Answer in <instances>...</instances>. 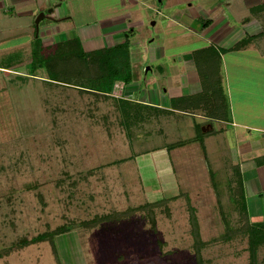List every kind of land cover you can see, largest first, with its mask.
Wrapping results in <instances>:
<instances>
[{"label":"rangeland","instance_id":"374dc122","mask_svg":"<svg viewBox=\"0 0 264 264\" xmlns=\"http://www.w3.org/2000/svg\"><path fill=\"white\" fill-rule=\"evenodd\" d=\"M61 1L60 11L84 22L126 15L121 24L134 28L129 56L138 89L122 98L94 89L110 77L105 72L91 79L95 61L78 43L67 49L62 43L44 46L35 38L30 47L1 52L0 254L8 247L12 253L9 258L3 254L0 264H197L192 215L206 264H248L247 233L234 230L245 221L239 142L243 136L258 138L259 132L238 122L214 121L216 136L186 138V125L198 121V113L178 111L176 118L169 117L156 105L184 102L190 89L182 60L193 50L196 60L211 63H201L202 82H216L224 93L231 79L239 80L246 89L241 94L252 93L240 107L238 91L231 94L239 109L234 120L263 122L264 56L252 49L226 51L225 44L242 33V21L259 19L261 35L248 37L247 43L264 52V0L250 8L245 0H231L230 11L224 12L233 28L220 43L196 36L181 23L178 10L198 0ZM39 14L20 18L14 32L36 33L52 24L46 17L37 22ZM2 21L0 37L9 35L12 22ZM55 60L53 80L48 69ZM179 94L185 95L175 97ZM202 129L195 132L200 135ZM162 198L170 199L85 224ZM23 241L26 245L19 247ZM257 262L264 264V243Z\"/></svg>","mask_w":264,"mask_h":264},{"label":"crops","instance_id":"0c3cea01","mask_svg":"<svg viewBox=\"0 0 264 264\" xmlns=\"http://www.w3.org/2000/svg\"><path fill=\"white\" fill-rule=\"evenodd\" d=\"M260 2L261 0H245L246 7L249 8L254 4H259ZM61 6L63 7L64 4L62 1L58 2V0H0V20L2 21L3 18H9L13 22H8L10 23V29H8L6 33L9 35L0 37V54L1 52L6 53V50L12 51L17 48H24L28 44L33 43L35 38L42 39L44 46H58V43H62L66 45L67 49H69V47L75 46V43H78L84 52H92L123 42L126 32L130 28H133V26L126 27L125 23L121 24V21L126 18V15L124 16V19H122L123 16L121 15L111 18L102 17L95 20L94 22H84L82 20H75L74 15L69 14L68 11H60L62 10ZM49 8L50 10L48 11ZM230 9L231 0L225 4L222 3V0H198V2H188L184 8L178 10V13L181 14V23L184 22L186 29L194 32L196 36H204L211 42L220 43V41H222L227 33H229L233 28L230 22L231 19L224 12L227 10L230 11ZM55 10H57L56 13ZM42 11L46 14L43 17L51 20L52 24H46L36 33L21 32L16 34L19 31L14 32L17 29L16 26L18 25L16 21H19L20 18H35ZM243 18L244 16L241 19ZM207 20V24H204ZM259 22V19H254L249 23H245V20L242 21V25L244 24L245 28H243L241 34L239 33L238 35L234 36V38L231 40V45L225 44L226 51L235 45L236 42L244 38L245 34L247 36V31L251 35L259 37L261 35V32L258 28ZM3 23L4 21H2V24ZM28 46L30 47V45ZM205 46L197 49H203ZM248 49L255 51L256 56H264V52L259 50L256 45H254V42H251L250 44L247 43L244 47L239 49L231 50L246 51ZM71 56H73V53ZM182 61L184 63L185 70L187 71L186 79L190 92L186 95L179 94L175 96L177 98L181 97L182 95H196L203 90L201 79L197 70V65L194 59L193 50L187 51ZM69 63L73 65L74 61ZM248 70L249 68L246 67L244 69V73H249ZM132 73V82L126 84L121 80H117L114 82L111 92L104 94L113 95L114 97L116 96L120 98L132 96L133 92L138 89V83H134V80H137V78L134 76L133 70ZM231 82L233 83L230 87L227 85L223 89L227 102H229V106H227L228 109L226 118L225 116L222 118L213 117L209 112H207V110H202V112L199 111L200 113L198 111H189L187 110L189 108L185 106L183 101L178 104L177 102L165 103L163 107L158 105H156V107L163 108L165 115H168L169 117H175L173 113L178 111H182L183 113H198L197 115L200 119L194 122L195 125L192 122L190 123L191 125L189 123L186 125V129L188 130L186 132V138L196 136L202 137L204 141L205 139L216 136L219 131L217 130V132L214 133V121H218L220 124L222 122H226L228 124H231V122H238L242 128H248L250 132H259L260 136L258 138L254 136H243L241 138L242 140L239 142L241 155L239 166L242 173V182L249 216L250 218H253L255 215H257L261 217L260 219H262L264 217V161L262 159L264 158V121L261 123H252L251 121L242 122L234 120L233 113L237 108L234 107V104L236 103L238 107H240V103L247 100L246 95L251 96L252 93H246L242 95L241 92L243 93L246 89L241 88V83H239V80L231 79ZM257 88L260 87L257 86ZM236 90L238 91V94L234 95L238 99H236L235 103H231V94H233V92ZM146 104L148 103L146 102ZM244 113L247 114L248 112L244 111ZM200 127H203V131L202 134L199 135L195 132V129ZM189 128H192V130ZM11 253V247H8V251H4L3 254L4 256L6 255L5 257L9 258ZM3 254H0V259H2Z\"/></svg>","mask_w":264,"mask_h":264},{"label":"trees","instance_id":"16d2710c","mask_svg":"<svg viewBox=\"0 0 264 264\" xmlns=\"http://www.w3.org/2000/svg\"><path fill=\"white\" fill-rule=\"evenodd\" d=\"M207 22H208V20L205 21L204 24H207ZM133 30H134L133 28H130L126 32L125 39L123 42H120V43L115 44L113 46L105 47L103 49L88 52V53H90L89 57H91V60L95 61L94 62L95 67L92 68L93 71L90 72L91 73V76H90L91 79H95L97 74H99V73L101 74V73H105V72L106 73L104 76L109 75V77H110L109 79H106L103 83H100V84H103V86H102L103 89L102 88L99 89V87L98 88L95 87L94 89L101 90V91H103V93H110L115 81L121 80L126 84L132 82L133 73L131 70L132 68H131L130 56H129V45L131 43L130 35L132 34ZM248 37L249 38H255L256 36L255 35L245 36L244 38H242L241 40L236 42L235 45H233L231 47V49H239L241 47H244L247 44V41L249 40ZM73 54H74V52H73ZM194 59H195L196 65H197V70H198L199 76H201V73H203L205 70V67L202 66L201 63H203L204 65H205V63H207L208 65H210L211 63L208 62L209 59L205 60L204 62H201L200 60H196L195 56H194ZM73 61L75 62L76 60L73 59ZM54 62H57V60L52 61L50 63L48 73H49L50 77L53 76V78H51V79L56 80L54 75L57 74L58 71H56V69L53 66ZM101 62H103L102 65H101ZM106 62H107V65H106ZM103 70H104V72H103ZM200 79H201V77H200ZM201 84H202L203 90L196 95L185 96L186 99H183L184 104L185 105H197V107L202 106L203 109H205V111L207 110V112H209L213 117L222 118L225 116V118H226L228 108L225 105V103H223L225 101V100H223V99H225L223 97L224 93L223 92L220 93L222 91V87H220V85H219V87H217L216 86L217 83L216 82L212 83L211 81H209V83H206V82H202V80H201ZM217 89L219 90V93H217V91H216ZM215 92L217 93V95L213 96L212 94ZM208 93L211 94L213 96V98H210ZM185 97H182V98H185ZM146 106H152V105L146 104ZM157 109L159 111L160 110L164 111V109L160 108V107H157ZM262 159L264 161V158H262ZM240 190H241L240 195L244 199V196H245L244 189H240ZM169 199L170 198L157 199L155 201H151L150 203L137 206L136 208H130L124 212H121V211L117 212L116 211V212L109 213V214L107 213L105 216L104 215L96 216L95 218L91 219L90 221L86 222L85 224L86 225H94V224L99 223L100 221H103V220L121 218L123 215H128V214L134 212V209L140 210V209H144V208H147L150 206H158V205H162V204L165 205ZM240 213L242 214L243 218L245 219L244 225L242 226V229H237V230L234 229V230L235 231L239 230V231H243V232L247 233L250 256H251V260L248 264H258V262H257L258 248L261 244L264 243V217L259 221H251V219H249L250 216L248 213L246 200L245 201L243 200V202H242V207H241ZM192 216H193L192 217V223H194V234H195V238H196L195 240H196V243L198 244L196 246V248H197V264H206L202 258L201 251L199 249V243L203 242V241H201V238H200L198 223H197L195 215H192ZM42 238H43V236H42ZM42 238H40V239H42ZM36 239L28 241V243L29 242L32 243L34 241L39 240V239H37V240ZM26 243H27L26 241H23L22 246H19V247L25 246Z\"/></svg>","mask_w":264,"mask_h":264},{"label":"water","instance_id":"95a60500","mask_svg":"<svg viewBox=\"0 0 264 264\" xmlns=\"http://www.w3.org/2000/svg\"><path fill=\"white\" fill-rule=\"evenodd\" d=\"M45 15V12H40L39 16H38V19H37V22Z\"/></svg>","mask_w":264,"mask_h":264}]
</instances>
